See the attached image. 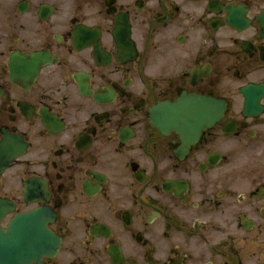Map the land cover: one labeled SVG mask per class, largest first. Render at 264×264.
Returning <instances> with one entry per match:
<instances>
[{"label":"flooded vegetation","instance_id":"af4514ba","mask_svg":"<svg viewBox=\"0 0 264 264\" xmlns=\"http://www.w3.org/2000/svg\"><path fill=\"white\" fill-rule=\"evenodd\" d=\"M34 210L30 264H264V0H0V231Z\"/></svg>","mask_w":264,"mask_h":264},{"label":"water","instance_id":"95a60500","mask_svg":"<svg viewBox=\"0 0 264 264\" xmlns=\"http://www.w3.org/2000/svg\"><path fill=\"white\" fill-rule=\"evenodd\" d=\"M217 105V104H216ZM199 108H202L203 107V111L204 112H202L201 110H197L198 112H196V115H198V116H202V115H207L208 114V112H207V110L209 109L208 108V106H209V104L208 103H205V102H202V103H200V104H198L197 105ZM207 113V114H206ZM218 114V113H217ZM216 114V115H217ZM199 126L201 125L200 123L198 124Z\"/></svg>","mask_w":264,"mask_h":264}]
</instances>
